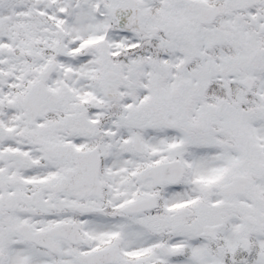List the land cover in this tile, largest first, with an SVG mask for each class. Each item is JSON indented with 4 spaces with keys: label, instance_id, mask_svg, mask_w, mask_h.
<instances>
[{
    "label": "snow or ice",
    "instance_id": "6c2138e0",
    "mask_svg": "<svg viewBox=\"0 0 264 264\" xmlns=\"http://www.w3.org/2000/svg\"><path fill=\"white\" fill-rule=\"evenodd\" d=\"M0 264H264V0H0Z\"/></svg>",
    "mask_w": 264,
    "mask_h": 264
}]
</instances>
